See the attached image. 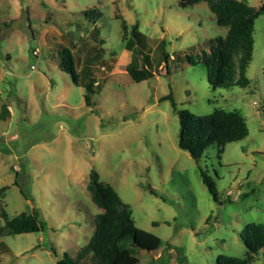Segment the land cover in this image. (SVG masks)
I'll use <instances>...</instances> for the list:
<instances>
[{
    "label": "rangeland",
    "instance_id": "1",
    "mask_svg": "<svg viewBox=\"0 0 264 264\" xmlns=\"http://www.w3.org/2000/svg\"><path fill=\"white\" fill-rule=\"evenodd\" d=\"M227 30L206 2L0 0V191L8 187L0 228L3 213L12 219L38 211L44 223L38 232L0 237V264H57L65 253L77 255L102 212L89 189L92 170L121 199L120 212L127 204L136 226L163 240L153 252L130 242L138 264L248 258L241 234L247 224H264V15L255 22L246 88L214 89L207 79L202 54ZM98 52L89 105L83 62ZM186 55L200 62L180 60ZM135 58L152 78L132 79L127 65ZM235 61L238 80L237 54ZM169 94L197 115L237 111L249 135L228 144L221 158L212 146L196 161L179 147V115L163 100ZM202 171L214 180L217 200ZM81 264L93 262L88 256ZM252 264H264V248Z\"/></svg>",
    "mask_w": 264,
    "mask_h": 264
},
{
    "label": "trees",
    "instance_id": "2",
    "mask_svg": "<svg viewBox=\"0 0 264 264\" xmlns=\"http://www.w3.org/2000/svg\"><path fill=\"white\" fill-rule=\"evenodd\" d=\"M200 2L208 4L219 25L228 27L227 34L216 37L210 51L202 54L209 84L214 89L236 86L246 88L250 83L247 70L253 57L255 22L264 15V0L259 8L252 7L241 0H178V6L188 8ZM87 13H96V11L89 10ZM123 30L124 38H126L129 32L126 21L123 22ZM132 34L139 40L144 38L138 28H134ZM134 48L135 44L130 40L126 49L132 51ZM236 54L239 55L238 80H235ZM164 57L167 62L170 60L167 52H164ZM69 58L74 73V56L71 54ZM100 59L101 54L98 52L89 57L86 56L83 62L88 77V82L85 84L88 92L85 100L89 105L92 103L93 87L97 84L91 65ZM180 60L189 61L192 64L200 62L190 55L180 57ZM102 64H105L104 60ZM108 68L109 71L112 70V66ZM127 71L136 82L154 76L153 71L145 64L137 62L136 58L127 65ZM74 78L76 81V76ZM165 99L171 100L180 118L179 147L189 152L198 162L208 148L217 147L218 156L221 158L228 144L243 140L249 135L246 119L237 111L219 109L210 114L197 115L188 109H179L172 94L163 97V100ZM201 175L203 182L217 200L214 180L205 171H202ZM7 188L6 186L2 188L0 196ZM89 189L93 202L102 209V212L95 217V232L76 256L65 253L57 264H81V261L88 256L93 264H138L139 258L132 255L128 247L130 242L133 246L148 252L157 250L163 244L159 236L136 226L130 206L126 204L124 211H119L118 205L122 204L121 199L112 187L102 183L100 174L96 170L91 171ZM2 216L5 218V225L0 228V237L38 232L44 226L38 211L34 214L22 213L12 219H9L6 213ZM241 236L248 247V258L221 255L216 264H252L254 256L264 248V224H247Z\"/></svg>",
    "mask_w": 264,
    "mask_h": 264
}]
</instances>
